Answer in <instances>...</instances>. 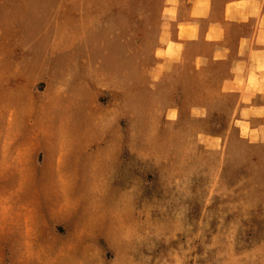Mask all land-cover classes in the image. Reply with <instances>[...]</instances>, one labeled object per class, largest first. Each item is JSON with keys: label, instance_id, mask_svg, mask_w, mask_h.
I'll return each instance as SVG.
<instances>
[{"label": "rangeland", "instance_id": "rangeland-1", "mask_svg": "<svg viewBox=\"0 0 264 264\" xmlns=\"http://www.w3.org/2000/svg\"><path fill=\"white\" fill-rule=\"evenodd\" d=\"M222 5L0 0V264H264V76Z\"/></svg>", "mask_w": 264, "mask_h": 264}, {"label": "crops", "instance_id": "crops-1", "mask_svg": "<svg viewBox=\"0 0 264 264\" xmlns=\"http://www.w3.org/2000/svg\"><path fill=\"white\" fill-rule=\"evenodd\" d=\"M222 3V17L228 18L239 29L237 46L232 49L233 57L248 59L244 70L238 71L237 75L245 76L244 82H252V77L261 81L264 76V0H222Z\"/></svg>", "mask_w": 264, "mask_h": 264}]
</instances>
